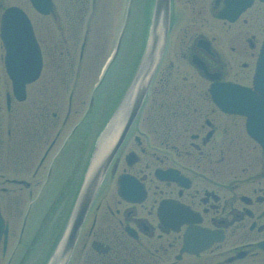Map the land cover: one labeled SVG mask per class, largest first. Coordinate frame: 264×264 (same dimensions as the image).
<instances>
[{"label":"flooded vegetation","instance_id":"af4514ba","mask_svg":"<svg viewBox=\"0 0 264 264\" xmlns=\"http://www.w3.org/2000/svg\"><path fill=\"white\" fill-rule=\"evenodd\" d=\"M88 1L78 0L85 8ZM229 1L171 0L157 76L87 214L71 264H264V153L248 136L245 119L222 112L210 93L221 83L253 84L264 4L254 0L229 22L220 17ZM12 7L25 12L49 74L27 86V95L36 87L38 100L52 84L66 83L72 32L67 11L62 18L56 6L45 16L30 0H0V219L8 227L7 236L0 228V264L24 263V227H12L4 196L35 194L61 133L52 141L51 121L57 129L64 116L60 127L66 125L77 92L72 90L66 113L51 118V109L41 107L32 114L40 125H19L22 103L13 97L3 38L5 12ZM12 25L16 45H23L17 52L33 50L19 33L23 24ZM4 103L18 122L12 150L2 139ZM233 152L239 156L228 155Z\"/></svg>","mask_w":264,"mask_h":264},{"label":"rangeland","instance_id":"374dc122","mask_svg":"<svg viewBox=\"0 0 264 264\" xmlns=\"http://www.w3.org/2000/svg\"><path fill=\"white\" fill-rule=\"evenodd\" d=\"M54 1L57 3V11L61 14L62 18H64L63 13L66 14L67 11L68 28L72 31L68 34L69 58L67 71L65 73V77L68 78V82L73 77L72 84H60L58 85L59 88H56L55 85H51L50 93L48 92L45 98H41L39 100L38 98L36 99L35 95L36 87L34 86L30 88L27 101L17 107L20 112L19 125L24 126L25 128L30 127L32 124L35 125L36 118L33 117L32 114L38 112L36 109L41 107H48L51 109V118H53L52 115L54 112H58L59 114H61V110L65 112L68 106L69 97L67 96L68 91L66 88L70 89L74 85L75 77L77 73L78 76L80 73L81 77L78 79L79 82L77 86L78 94L81 96L82 101L84 103L86 102V105L83 104V106H79V101L78 103L76 102L75 95L73 108H78V113L76 114L74 109L66 127L63 128L61 135L57 139L56 145L51 152L50 161H48L49 169L62 147L64 149L63 151H65L64 160H67L68 153L66 152H69L67 151L69 150L67 147L70 141V139L67 138L69 137L71 130L75 128V125L80 124L81 129L77 134V138L79 134L84 135L83 148H79L83 149V154L79 156V165L76 167H79L80 170L83 168L86 157L90 153L91 146L96 136L100 133L114 106H116L120 101L122 93L126 90L127 84L131 80L132 73L138 64V59L146 37L145 27L148 20L147 3L149 0H136L135 5L133 2L132 7L134 5V9L129 20L126 17L129 0H125V4L124 0H97L95 8L92 6L93 0L88 1L86 4L87 8L83 5V7H81V3L78 2V0ZM135 6L137 10L140 7V11H135ZM121 34L123 36L122 38ZM84 35H87L88 37H86L83 64L81 63L80 68L78 69L77 65L79 61L80 47L84 41ZM118 43L119 50L115 56ZM44 75H49L47 69L44 71L43 76ZM187 75L195 78V75L189 72L188 69ZM90 99L94 100L92 107H89L88 105ZM55 105L57 107H55ZM60 106L61 109L59 110L58 108ZM21 110H24V113H21ZM3 112L2 139L4 145L6 144L11 146L16 142V139H14L15 137L13 136L15 132L19 130L17 126L18 122L13 123V121L7 118L6 109L5 111L3 110ZM63 119L64 118H62V120L58 123L57 129H60V126L63 124ZM9 130L12 132L11 136L8 134ZM55 133L56 131L52 133V139L54 138ZM86 134H89L88 138L85 137ZM11 149L12 146L10 150ZM73 149L74 143L71 149L72 151L69 152L70 158L73 157ZM258 153L261 155L260 152ZM228 155L239 156L235 152L228 153ZM8 156L13 157L11 154H8ZM4 158V164H6V156H4ZM64 160L60 164V167L63 165L61 168V171L63 172L62 177L65 176L66 162ZM41 180L42 183L45 184V180L42 179V177ZM53 184L54 183H51L48 186L47 191H42L41 195H39L40 191H38L39 194L37 193L35 196V199L38 201L35 203L32 215H29L31 219L30 231L24 240L22 250L28 245L31 248L34 245V249L32 251L35 252L40 235H42L41 237L45 236L43 249L46 248L48 251L46 253L47 256L51 250V244L60 228L61 219H58L61 214L60 210L61 207L63 208L65 202L64 187H60L59 191L56 193L55 188H57L58 183ZM41 187L42 186L38 187L39 190ZM71 195L72 191L69 190L67 196ZM19 197L20 196L16 197L14 195L4 196L3 203L5 215L7 218L11 219L13 224L12 227L16 228L19 224L21 225L25 216L24 214L28 211L27 208L29 204L33 202V200H28L26 197ZM23 198L24 200H22ZM6 199L8 202H5ZM6 205H8V207ZM62 210V214H64L65 209ZM12 215L14 216L12 217ZM49 219L50 221L48 222L47 220ZM43 220L45 221L44 223ZM41 227H43V230H41ZM24 253L25 251L23 254ZM35 264L43 263L42 260H38Z\"/></svg>","mask_w":264,"mask_h":264},{"label":"water","instance_id":"95a60500","mask_svg":"<svg viewBox=\"0 0 264 264\" xmlns=\"http://www.w3.org/2000/svg\"><path fill=\"white\" fill-rule=\"evenodd\" d=\"M31 1L35 9L40 13L47 14L52 9L50 0ZM169 2L170 0H156L151 37L145 56L122 105L113 119L108 123L98 141L65 233L48 264H68L70 260L81 226L94 195L97 192L111 160L126 135L132 120L140 108L141 102L160 62L168 30ZM8 13L21 12L12 9ZM9 20L13 21V18ZM14 33V31H11L8 35ZM30 36L32 37L31 33ZM13 49L14 44L10 42L7 49L9 72L14 80L15 92L23 99L25 97V83L31 81L33 79L32 75L40 71L41 58L37 50L32 52L33 62L31 64V70L29 71L30 74L25 77V81H20L18 75L14 73L17 67L12 65V61H14L12 58L14 55ZM19 61L21 62L20 58ZM222 93L224 97L215 98L216 102L222 109L228 112L247 116L248 133L258 141L264 149V47L258 64L254 90L229 86L226 87ZM104 145L108 146L101 155Z\"/></svg>","mask_w":264,"mask_h":264},{"label":"bare ground","instance_id":"6f19581e","mask_svg":"<svg viewBox=\"0 0 264 264\" xmlns=\"http://www.w3.org/2000/svg\"><path fill=\"white\" fill-rule=\"evenodd\" d=\"M107 146H108V145H104V148H103V150H102V152H101V155L103 154V152L105 151V149L107 148Z\"/></svg>","mask_w":264,"mask_h":264}]
</instances>
